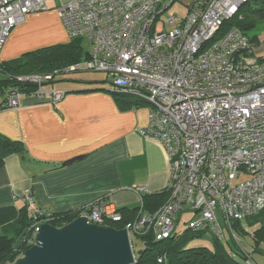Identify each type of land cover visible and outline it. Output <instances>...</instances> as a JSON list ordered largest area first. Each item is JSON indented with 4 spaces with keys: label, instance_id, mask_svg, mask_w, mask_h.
<instances>
[{
    "label": "built area",
    "instance_id": "1",
    "mask_svg": "<svg viewBox=\"0 0 264 264\" xmlns=\"http://www.w3.org/2000/svg\"><path fill=\"white\" fill-rule=\"evenodd\" d=\"M251 1L60 4L56 12L68 38L88 40V59L53 74L17 76L15 84L22 88L7 90L8 109L20 108L24 98L55 105L66 92L49 89L48 83L74 73H103L109 76L110 92L147 105V126L139 134L164 153L168 198L153 212L145 211L140 202L135 219L123 224L131 249L132 238L140 241L143 250L150 241L173 237L185 214L191 215L188 231L209 235L224 246L229 241L241 246L231 223L255 218L264 210V57L238 28L220 32ZM46 2L0 0V54L10 32L27 15L46 11ZM175 5L184 14L163 19ZM22 201L28 217L44 218L30 228L27 244L32 247L51 215L37 207L30 193ZM118 210L99 199L78 218L108 228L107 224L123 223Z\"/></svg>",
    "mask_w": 264,
    "mask_h": 264
},
{
    "label": "crops",
    "instance_id": "2",
    "mask_svg": "<svg viewBox=\"0 0 264 264\" xmlns=\"http://www.w3.org/2000/svg\"><path fill=\"white\" fill-rule=\"evenodd\" d=\"M69 1L47 0L46 11L27 15L10 32L0 64L69 43L56 12ZM70 76L47 86L66 92L55 105L24 98L20 108L8 109L5 97L0 99V137L24 148L23 155L7 156L0 167V234L22 215L26 193L42 211L64 214L79 213L99 199L117 209H139L144 196L166 189L164 153L139 134L147 126V105L131 98L136 106H119L103 81ZM257 253L264 261V244Z\"/></svg>",
    "mask_w": 264,
    "mask_h": 264
},
{
    "label": "trees",
    "instance_id": "3",
    "mask_svg": "<svg viewBox=\"0 0 264 264\" xmlns=\"http://www.w3.org/2000/svg\"><path fill=\"white\" fill-rule=\"evenodd\" d=\"M238 13V17L223 25L220 31L221 34L227 33L234 27L238 28L254 47H258L259 36L264 32V29H260L258 26L264 20V0L248 2L239 9ZM239 17H241V20H239ZM218 37L216 36L215 39ZM87 59L88 52L84 53L80 44L73 41L25 53L12 63L0 64V90L4 92V97H6L9 88L21 87L15 84L14 78L17 76L53 74L56 70L78 64ZM53 82L51 81L48 85ZM114 95L119 106L124 105L130 108L137 104L131 99L132 97ZM23 153L24 148L20 142L0 137V167L7 156H20ZM167 198L168 193L166 190L159 194L144 196L142 199L143 209L153 212L162 206ZM118 212L123 218V223L107 224L108 228L121 230L123 224L132 222L135 219L138 208L132 210L124 208L119 209ZM21 213L22 215L2 227L0 234V264H13L22 256L31 247L27 244L31 226L44 220L43 216L28 217L25 207ZM50 215L51 219L48 224L56 228H60L78 218V213ZM246 221L250 222L251 225L258 224L260 226L254 233L255 245L264 244V210L259 216ZM242 224L243 222H233L231 227L234 231L239 232ZM203 235V233H192L190 236L184 235L182 237L174 235L162 242L154 243L150 241L143 250L138 252L137 256L134 255V264H243V260H245L243 255L230 241L224 246L214 239L215 245L212 250L189 247V243L193 239L200 238ZM257 251L258 248L255 252ZM232 253L236 257H231ZM163 257L164 260L158 263V259Z\"/></svg>",
    "mask_w": 264,
    "mask_h": 264
},
{
    "label": "water",
    "instance_id": "4",
    "mask_svg": "<svg viewBox=\"0 0 264 264\" xmlns=\"http://www.w3.org/2000/svg\"><path fill=\"white\" fill-rule=\"evenodd\" d=\"M134 263L126 230L89 225L79 217L60 228L41 225L34 245L13 264Z\"/></svg>",
    "mask_w": 264,
    "mask_h": 264
},
{
    "label": "rangeland",
    "instance_id": "5",
    "mask_svg": "<svg viewBox=\"0 0 264 264\" xmlns=\"http://www.w3.org/2000/svg\"><path fill=\"white\" fill-rule=\"evenodd\" d=\"M44 12V11H42ZM38 13V12H36ZM35 14V13H32ZM173 14H184V9L182 7H179L177 5H175L173 8H171L168 12H166V14L163 15V19L171 16ZM260 29H264V20L261 21L260 25H258ZM73 41L75 43H79L83 52H88L89 51V42L85 37H80L77 39H69V42ZM259 44L258 47H256V53H258L260 56L264 57V32H262V34L259 36L258 42ZM255 44V45H258ZM261 48L263 49L261 51ZM261 51V54H260ZM71 75V76H70ZM65 76H70V77H78L79 79L82 80H92V79H97L99 81H103V85L105 87H110L109 86V76L103 73H91V72H82V73H74L73 74H69V75H65ZM4 92L0 90V99H4ZM191 218V215L189 214H185L182 216V219L179 223V225L177 226L176 230H175V234L178 237H182L184 235H192V232L187 230V225L186 222ZM250 220V219H247ZM260 228V226L258 224H254L251 225L250 222L248 221H243L242 227H241V231L235 232V235L237 236L236 238L241 242V246H239L238 244V248L237 250L240 251L242 249V251L240 252L244 259L243 260V264L245 262H254L255 264H263L264 261L262 258H260V255L255 252V250H257V248H259L261 245L256 246L255 244V239H254V233L255 231H257ZM236 241V240H234ZM214 239L209 236V235H203L200 238L197 239H193L190 243H189V247L191 248H205L208 250H212L214 248ZM241 248V249H240ZM141 250V244L140 241H138L135 238H132V251L133 254L135 256H137L138 252ZM22 257V256H21ZM238 260V259H237ZM240 261V260H239Z\"/></svg>",
    "mask_w": 264,
    "mask_h": 264
}]
</instances>
